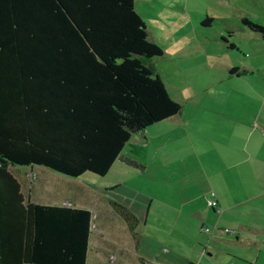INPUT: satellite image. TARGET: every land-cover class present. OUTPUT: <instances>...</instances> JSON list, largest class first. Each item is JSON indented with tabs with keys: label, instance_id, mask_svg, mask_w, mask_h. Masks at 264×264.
Listing matches in <instances>:
<instances>
[{
	"label": "trees",
	"instance_id": "1",
	"mask_svg": "<svg viewBox=\"0 0 264 264\" xmlns=\"http://www.w3.org/2000/svg\"><path fill=\"white\" fill-rule=\"evenodd\" d=\"M162 55L134 0H0V264L87 263L91 211L30 201L9 167L106 175L132 135L182 110Z\"/></svg>",
	"mask_w": 264,
	"mask_h": 264
},
{
	"label": "rangeland",
	"instance_id": "2",
	"mask_svg": "<svg viewBox=\"0 0 264 264\" xmlns=\"http://www.w3.org/2000/svg\"><path fill=\"white\" fill-rule=\"evenodd\" d=\"M139 4L137 9L143 12L149 23L146 16L150 12H144L145 7L149 9V4ZM188 5L193 7V0ZM196 5L206 6L213 17L211 26L202 28L206 51L218 54V48L225 47L223 39H227L242 49V52H230L243 56V47L249 41L234 28L245 27L239 17L214 0H199ZM254 6L255 13L263 16V0L254 2ZM261 16L252 20L264 24V16ZM226 29H230L231 35ZM197 46L201 47V44ZM197 46L188 48L190 53L186 56L189 58L182 68L180 62L175 66L163 61L155 64L167 87H185V78L200 71V67L193 68L196 65L191 61ZM157 59H152V62ZM172 70H177L178 74H169ZM241 78L237 83L240 82L241 86L236 90V81L230 84L224 80L205 88L199 98L182 100L179 114L149 126L147 136L144 135L147 142L144 139L140 144L128 142L120 158L104 176L85 173L81 177L70 178L42 166H10L9 172L19 180H26L22 182V192L27 195L30 191L28 195L35 203L69 202L92 212L87 264H185L186 261L197 264H264V117L263 113L256 116L260 104H256L258 100L255 98V103L250 105L252 99L245 86L246 75L242 74ZM236 92L238 97L235 99ZM250 107L256 108L250 126L255 133L244 144L245 138L241 135H245V131L234 128V131L225 132V128L242 123L247 129L245 123L240 122L245 115L239 113V109L249 113ZM218 127L224 131H215ZM235 161L239 162L238 166L230 167ZM183 166L184 172L173 171L184 169ZM200 167L208 178H201L197 186L207 189L210 194H213L214 187L218 196L226 199L221 207L215 206L218 209V215H215L218 226L216 221L205 222L206 227L203 228H208V233H200L181 213L187 191L183 189L184 185L186 187L193 178L198 180L200 174L203 175ZM230 201L231 210L224 213L223 204ZM130 213L136 221L127 217ZM223 229H228L229 233H219L222 238H215L213 234ZM198 241L212 253L210 258L200 251Z\"/></svg>",
	"mask_w": 264,
	"mask_h": 264
},
{
	"label": "crops",
	"instance_id": "3",
	"mask_svg": "<svg viewBox=\"0 0 264 264\" xmlns=\"http://www.w3.org/2000/svg\"><path fill=\"white\" fill-rule=\"evenodd\" d=\"M189 1L190 0H134L135 10L140 15V17L142 18V20L146 25L148 39L151 42L161 46V48L163 49V55L161 57H158V59L152 62V64L154 66L156 73L163 81L168 93L173 99H175L178 102L187 99H194L195 97L199 98L202 95V93H204L203 91L205 90V88L211 87L213 85H217L218 83L224 80H228L230 84L233 83V80L236 81L235 82L236 85L234 87L236 90L241 86L240 82L239 84H237L238 81L242 79L241 78L242 74H245L246 75L245 86H247L248 89L247 93L250 95L252 99L250 105L254 104L255 102H253V100L257 98L258 102L256 104L257 105L260 104L259 105L260 107L257 110L256 116L260 117L262 115L261 113H263V117H264V39L259 34L254 33L253 31L248 29L246 26L245 27L241 25L234 26L235 30L239 31L242 36L245 35V40L249 41L248 44L243 47V52H245L243 53V56H237V54L230 52V50H237L238 52H242V49L238 44L232 41H228L227 39H223L224 40L223 44L225 47H227L225 50H223L225 47L223 48L222 46H220L218 48L219 50L218 54L212 55L211 53H208L205 48L206 45L205 43H203L206 38L205 36L202 35V28L211 26L213 17L210 15V13H208L209 12L208 9L205 8L206 6H202L203 7L202 8L199 7V5H196V2L199 0H193L194 6L191 8L188 5ZM214 2L217 4L225 5V7L230 9V11L235 16L239 17L241 22L243 18L253 21L252 19L258 18L257 16H259L260 18L261 16L255 13L254 2L256 3L258 2V0H214ZM139 3L144 4L145 6L149 4V9L145 7L144 9L145 11L143 10L144 12H147L148 10L150 12V15L146 16L147 20H149L148 21L149 23H147L144 15H142L143 12L137 9L138 8L137 4ZM227 3L229 4L230 8L227 6ZM164 7H165V12L163 13ZM263 7H264V0H263ZM261 11H263L262 15L264 16V8H262ZM263 16H261V18H263ZM258 24L264 25L263 23H258ZM243 27L245 28V30L243 29ZM226 32L231 35L230 29H226ZM222 35L223 34L220 33L221 37ZM196 43L201 44V47L197 46ZM230 44L232 45V47H230ZM192 46H197L198 48V50L194 52L195 56L191 60L192 64L196 66L193 65L192 66L193 68L200 67L199 68L200 71L197 72V74L193 72L191 76L185 78V82H184L185 87L168 85L169 87L168 88L162 77V73H160V71L156 68L155 64L159 61L167 62L173 65L174 64L176 65L177 62H180L182 68V66L183 67L185 66L184 61L186 60L188 61L189 58V56H186L190 53V50L188 48H191ZM231 69H234L233 73H230ZM169 74H173V76H175L178 74V71L172 70L169 72ZM189 83L191 85H188ZM192 85H194L195 87L190 88V86ZM193 89L196 91H194ZM240 96L241 95H239V99ZM237 97H238V92H236V95L233 98L236 99ZM221 98H223L222 95ZM220 102L221 101L219 100V103ZM255 111L256 108L254 109V107L249 108V113L248 111L239 109V113L245 115V117H243V120H241L240 122H244L245 125L247 126V129L243 128L242 123H239L237 127L235 124L234 127L233 126L231 128L230 126L226 127L225 132H229V131L231 132V130L234 131V128L237 130L239 128V131L240 130L245 131L246 132L245 135L243 134L241 136L243 137V139L245 138L244 144H247L246 140L249 141L251 136H253L255 133V130L250 128L251 118L255 115ZM175 116H172L163 121L172 119ZM218 128L219 129H215V131H220L221 129H222L221 131H224V128L221 127ZM147 134H148L147 129L142 131V133L134 134L131 136L129 143L132 142L133 144H140L141 141L144 139V135L147 136ZM147 139L146 138L144 139L145 142H147ZM235 144L237 145L238 141L235 142ZM243 146L245 147V145ZM120 156L121 153L117 157V159H119ZM246 159L248 160L249 158ZM246 159H242V160H246ZM242 160L239 161L241 162V164L243 163ZM239 162L238 161H235L233 163L231 162L230 167L238 166L237 163ZM183 168L184 169L176 168L173 171L184 172L185 167L183 166ZM200 170L203 172L202 173L203 175L201 176L200 174L198 180H196L197 177L195 179L193 178L192 183H187L186 187L184 185L183 189L187 191L185 192L186 196H184L183 202L181 204L182 205L181 213L185 215V219L187 221L193 223L194 227L197 228V230L200 231V233H206L203 230V227H206L204 225L206 224L205 222L213 223V221H216L215 215H218L217 213L218 209H216L215 206L214 207L208 206L207 200L215 199L217 202L216 206L218 205L221 207L222 202L224 203L226 199L224 197L221 198L220 196H218V194L215 192L216 188L214 187H213V191H214L213 195H211L210 193H208L209 191H207V189H204L203 187H201L200 189V187L197 186L196 183L200 182L201 178L203 180L208 178V176L205 173V170L202 169V167H200ZM190 175H194V174H190ZM189 176L187 178H189ZM22 179H25V176H22ZM20 180L18 179V181L21 184V191H22V182L25 183L26 180H21V181ZM211 185L212 184H210V186ZM210 186L208 187V189L210 188L212 192V187ZM30 189L31 186L30 184H28V190ZM29 200L31 201L30 196H29ZM51 205L76 207L74 206V204L69 202H61L58 204H51ZM231 205H232V201L223 204L222 210L224 211V213L225 211L230 212ZM127 217L136 221V218L133 215V213H130ZM194 218L195 221L193 222ZM215 224L218 226V221H216ZM219 233H221V231L218 232L217 234L215 233L212 234L216 236L215 238L220 239L222 237L220 236ZM91 235H92V230H91ZM210 235L208 236L210 237ZM90 241H91V237H90ZM90 241H89V247H90ZM197 244L199 245V247H201L200 250L201 252L203 251V253L207 255L209 258L212 256V253L207 251L206 246H202V244L199 243V241L197 242ZM87 261H88V256H87ZM190 263H194V262L186 261L185 264H190Z\"/></svg>",
	"mask_w": 264,
	"mask_h": 264
},
{
	"label": "built area",
	"instance_id": "4",
	"mask_svg": "<svg viewBox=\"0 0 264 264\" xmlns=\"http://www.w3.org/2000/svg\"><path fill=\"white\" fill-rule=\"evenodd\" d=\"M263 133H264V130H263ZM211 195H213V194H211ZM216 204H217V202H216V200L215 199H209V200H207V205L208 206H210V207H214V206H216ZM203 230H204V232H206V233H208L209 232V229L208 228H203ZM221 233H229V230L228 229H223L222 231H221Z\"/></svg>",
	"mask_w": 264,
	"mask_h": 264
},
{
	"label": "water",
	"instance_id": "5",
	"mask_svg": "<svg viewBox=\"0 0 264 264\" xmlns=\"http://www.w3.org/2000/svg\"><path fill=\"white\" fill-rule=\"evenodd\" d=\"M140 133H142V132H140Z\"/></svg>",
	"mask_w": 264,
	"mask_h": 264
}]
</instances>
